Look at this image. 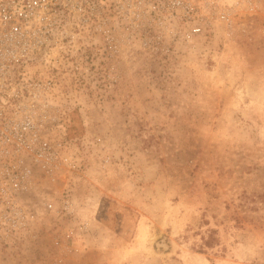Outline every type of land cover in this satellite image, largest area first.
Here are the masks:
<instances>
[{"label":"rangeland","instance_id":"obj_1","mask_svg":"<svg viewBox=\"0 0 264 264\" xmlns=\"http://www.w3.org/2000/svg\"><path fill=\"white\" fill-rule=\"evenodd\" d=\"M251 37L127 57L72 121L86 137L74 218H45L1 264H264V37Z\"/></svg>","mask_w":264,"mask_h":264},{"label":"built area","instance_id":"obj_2","mask_svg":"<svg viewBox=\"0 0 264 264\" xmlns=\"http://www.w3.org/2000/svg\"><path fill=\"white\" fill-rule=\"evenodd\" d=\"M254 30L264 0H0V264L45 218H74L86 137L72 121L115 90L127 57L201 55Z\"/></svg>","mask_w":264,"mask_h":264},{"label":"bare ground","instance_id":"obj_3","mask_svg":"<svg viewBox=\"0 0 264 264\" xmlns=\"http://www.w3.org/2000/svg\"><path fill=\"white\" fill-rule=\"evenodd\" d=\"M157 237H158V234L156 233L155 229L148 228L144 230L143 238L141 239V242L143 243V241L145 242V240L147 239H149L150 241H154L156 240Z\"/></svg>","mask_w":264,"mask_h":264},{"label":"trees","instance_id":"obj_4","mask_svg":"<svg viewBox=\"0 0 264 264\" xmlns=\"http://www.w3.org/2000/svg\"><path fill=\"white\" fill-rule=\"evenodd\" d=\"M214 231H210V235H208L206 238H203V245L206 247H213L218 239L216 238Z\"/></svg>","mask_w":264,"mask_h":264}]
</instances>
